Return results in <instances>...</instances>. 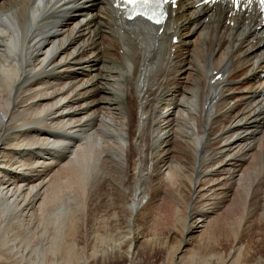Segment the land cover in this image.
Listing matches in <instances>:
<instances>
[{
	"label": "bare ground",
	"instance_id": "obj_1",
	"mask_svg": "<svg viewBox=\"0 0 264 264\" xmlns=\"http://www.w3.org/2000/svg\"><path fill=\"white\" fill-rule=\"evenodd\" d=\"M114 2L0 0L1 260L264 264L260 15L178 0L153 26Z\"/></svg>",
	"mask_w": 264,
	"mask_h": 264
},
{
	"label": "snow or ice",
	"instance_id": "obj_2",
	"mask_svg": "<svg viewBox=\"0 0 264 264\" xmlns=\"http://www.w3.org/2000/svg\"><path fill=\"white\" fill-rule=\"evenodd\" d=\"M260 2L264 4V0H260ZM123 3L131 6L133 13H135V16L129 14L128 19H135L136 16H139L153 24L160 25L165 20L163 5L175 6L176 0H123ZM232 3L239 6L240 0H232Z\"/></svg>",
	"mask_w": 264,
	"mask_h": 264
},
{
	"label": "rangeland",
	"instance_id": "obj_3",
	"mask_svg": "<svg viewBox=\"0 0 264 264\" xmlns=\"http://www.w3.org/2000/svg\"><path fill=\"white\" fill-rule=\"evenodd\" d=\"M119 54H121V52H119ZM112 67H115V66H112V65H108L107 66V68H106V71H110L111 69H112ZM111 68V69H110ZM242 81H244V77H243V80ZM124 105H126L125 103H124ZM162 107L160 108V111H162ZM224 123V122H223ZM81 133H82V131H81ZM256 134L258 135V134H260V132L258 131V132H256ZM263 135H264V132L262 133ZM226 136V137H225ZM81 137H84V135L83 134H79V136L77 137V140H79V139H81ZM225 139H224V138ZM224 139V140H226V138L228 139V135H227V133H225V134H223L222 136H220L219 138H218V140L217 141H219V140H221V139ZM67 151H69V150H65V152H67ZM105 179H107L106 177H105ZM146 179V178H145ZM165 180H163V182H164ZM147 182H148V184L145 182V180H142V185H141V187H140V192L143 194V193H148L149 195L151 194V187H149V181H148V179H147ZM166 182H168V181H165L164 183H166ZM167 184V183H166ZM144 189V190H143ZM146 191V192H145ZM206 200H208V199H206ZM158 204H161V205H163L162 204V202L159 200L158 202H157ZM162 207V209H164V206H161ZM161 209V208H160ZM166 210H167V208H166ZM162 211V210H161ZM161 211H158V210H155V215H153V218L152 219H157V217L158 218H161V216L163 215V212H161ZM168 212V211H167ZM167 216H168V218L170 219V217H169V215L170 214H166ZM171 216V215H170ZM250 216V215H249ZM156 217V218H155ZM149 218H151V217H149ZM162 219V218H161ZM252 227V226H251ZM250 227V229H252ZM92 227H91V225H87L86 226V230L85 229H81V232L79 233V235H78V237H77V239L79 240V244H83V245H85L86 247H87V249H89L90 247L89 246H91L92 245V241H95V234L96 233H94V229H96V227H94L93 229H91ZM220 229V228H219ZM218 229V230H219ZM83 230V231H82ZM91 232V233H90ZM169 234L170 236H174L175 234H174V231H171V230H169V232H168V230H167V232L165 231L164 232V234ZM99 235L101 234V233H98ZM93 237V238H92ZM89 243V244H88ZM89 247V248H88ZM2 258H0V264H6V261H4V260H1ZM157 261H160L159 263H157ZM161 261H162V258H161V256L158 254V255H156V257L155 258H153L152 259V261H151V263L152 264H160L161 263Z\"/></svg>",
	"mask_w": 264,
	"mask_h": 264
}]
</instances>
